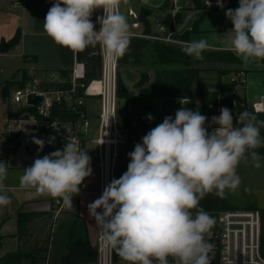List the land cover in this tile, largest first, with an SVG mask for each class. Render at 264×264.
Here are the masks:
<instances>
[{
  "label": "clouds",
  "instance_id": "9594fccd",
  "mask_svg": "<svg viewBox=\"0 0 264 264\" xmlns=\"http://www.w3.org/2000/svg\"><path fill=\"white\" fill-rule=\"evenodd\" d=\"M217 4L224 7L223 0ZM120 5L121 0H54L44 18V31L55 44L74 53L99 45L109 59L118 60L131 43L130 25ZM101 8L104 15L97 17L96 30L90 17ZM225 15L233 25L225 37L230 50L245 63L264 60V0H239L238 8L227 9ZM208 48L201 39L186 42L182 50L203 59ZM207 91L212 94L216 88ZM190 102L179 100L181 105ZM147 119L153 117L149 114ZM211 119L218 127L209 133L208 117L199 110L181 107L174 119L166 116L128 153L127 171L113 178L88 205L106 243L125 264H169V257L175 264H211L214 246L208 241L215 219L199 203L209 193L221 199L226 191L235 194L241 184L239 164L249 156L258 161L256 149L264 147L260 135L264 121L256 115L243 111L236 117L240 126H234L231 110L222 107L220 115ZM33 143L43 150V140L33 138ZM92 171L87 151L67 142L63 150L24 168L20 187L59 198L72 210L73 197L80 194ZM6 179L7 165L0 161V207L12 203Z\"/></svg>",
  "mask_w": 264,
  "mask_h": 264
},
{
  "label": "crops",
  "instance_id": "0c3cea01",
  "mask_svg": "<svg viewBox=\"0 0 264 264\" xmlns=\"http://www.w3.org/2000/svg\"><path fill=\"white\" fill-rule=\"evenodd\" d=\"M5 2V10L0 8V41L2 39H10L16 32L21 31V38L19 43L3 54L4 56L12 58H21L22 69L32 71L38 76H43L47 73H59V71H70L75 62H80L84 65L85 79L94 80L100 76L101 56L100 46L88 47L83 52L74 53L68 48L59 46L44 31V18L52 6L54 0H0ZM179 3L174 2L170 8L156 10L151 9L149 16H157V32L164 36L181 35L185 31H189L194 22L200 17L201 11L193 9L192 5L178 0ZM239 6V0H230L229 5L222 10L208 9L202 16L197 25V31L190 34L187 42L206 40L209 44L207 50H230L228 41L226 40L227 31L233 28L231 21L226 17L225 11L227 9H236ZM158 11L159 13H154ZM148 16V18H149ZM185 45L186 42L180 41ZM240 64H203L204 66H211L210 80L204 84H193L192 94L199 98L194 102V107L199 106L202 96L200 88L203 89L205 100L210 101L214 97V93L207 96V88H217L218 83L235 82V95L239 100H243L248 107H251L260 102H264V66L261 60L252 59L245 63L237 55H235ZM35 57V60L31 59ZM135 64H127L122 66H130ZM205 69H203L204 71ZM151 84V83H150ZM149 84V85H150ZM145 84L139 88L144 87ZM148 87V86H147ZM146 87V88H147ZM135 89V87H134ZM145 90V89H144ZM139 97L141 94H133ZM167 97L160 98L153 102L151 110L146 114V121L144 125L145 134L149 131V120L147 116L152 117L158 114L160 107H163L164 100ZM174 99V98H172ZM124 100L118 99V117L119 105ZM141 101L139 98L137 102ZM4 103V102H3ZM5 104V103H4ZM89 114L93 118L98 112L97 98H89L86 101ZM125 115L131 110L130 104H125ZM181 105V104H180ZM186 107V105H183ZM7 121V118H6ZM8 122V121H7ZM11 122V121H9ZM8 122V123H9ZM12 123V122H11ZM39 135V134H38ZM7 137V143L12 152L10 158L0 161H5L7 165V179L4 183L8 188V196L12 203L5 207H0V235L2 237V246L0 248V256L19 250L24 254H31V257L25 258L21 264H59L61 256L66 253V245L69 239L73 236V222L75 215L78 220L82 222L85 236L93 246L92 240L95 243L96 237V223L89 215L88 205L97 199V185H98V170L95 161L91 157L90 145H86L85 151L91 157L92 175L83 181L84 187L81 188L80 194L73 197L74 207L68 210L64 205L61 212L55 216L53 213L54 205L53 198L48 195H43L36 192L35 189H25L20 187V177L24 174V168L31 166L23 159L17 157V149L23 147L29 155L36 152L37 158H42L47 155L48 149L55 150V143L48 137H41L39 139L44 141L42 151L38 150V145L34 143H27L23 140H15L20 146L14 150L11 138ZM51 141V142H50ZM130 142L121 144L119 150L127 146ZM136 144V143H134ZM53 152V151H52ZM51 153V151H50ZM15 155V157L13 156ZM117 165V164H116ZM255 209H264V206L252 207ZM42 213L41 216L35 217L29 223L30 236L22 245L17 241V214L18 213ZM76 233L78 230L76 229ZM95 246V245H94ZM93 246V247H94Z\"/></svg>",
  "mask_w": 264,
  "mask_h": 264
},
{
  "label": "built area",
  "instance_id": "2783aa9c",
  "mask_svg": "<svg viewBox=\"0 0 264 264\" xmlns=\"http://www.w3.org/2000/svg\"><path fill=\"white\" fill-rule=\"evenodd\" d=\"M230 0H223L224 7L217 4V0H208L203 3L208 9L222 10L229 5ZM120 11V9H119ZM104 15L103 9L93 12L90 19L99 30L100 24L97 17ZM127 15L132 21V27L137 29L140 26L138 11L128 8ZM131 37H146L135 31ZM160 39V38H157ZM161 40L170 41V35ZM101 69L98 79L86 80L84 65L75 62L67 77L59 73H47L43 76H32L23 86L14 89L10 93V103L18 108L32 107L37 116L29 112L24 113L23 118L11 120L12 123H30L33 131L41 137H48L55 143V150H63L67 142L76 143L80 149L85 151L86 145H90L91 157L95 161L98 170L97 198L102 195L106 185L115 178V167L119 156V148L124 143L121 123L118 117V96H117V73L118 60L109 59L100 47ZM69 82V88H46L44 83ZM81 90V94H78ZM39 96L41 101L38 104H30V96ZM89 98H97L98 112L93 118L89 114L86 101ZM189 100L188 98H181ZM180 100V99H179ZM63 103L72 118L63 120L51 118L50 112L53 106ZM252 109L255 112L264 111V102ZM227 107L231 110L233 117L237 115L236 101L232 105H223L221 101L210 110L200 112L208 117L205 127L211 133L218 127L212 123L213 116L220 115V109ZM27 128H21L25 132ZM40 132V133H39ZM84 185H81L83 188ZM54 215L57 216L63 207L59 198H53ZM98 211H100L98 209ZM215 227L211 230L212 237L208 241L213 247L211 264H264V256L260 253V218L258 209H226L215 213ZM95 264H125L121 257L105 241L101 229L96 225L95 237ZM169 264H175L169 257Z\"/></svg>",
  "mask_w": 264,
  "mask_h": 264
},
{
  "label": "trees",
  "instance_id": "16d2710c",
  "mask_svg": "<svg viewBox=\"0 0 264 264\" xmlns=\"http://www.w3.org/2000/svg\"><path fill=\"white\" fill-rule=\"evenodd\" d=\"M193 3V8L200 10L201 14L197 21L194 22L193 27L189 31H185L180 36V41L187 42L188 37L193 32L197 31V25L202 16L207 12L208 8L204 5L203 0H191ZM151 13L150 7H141L138 9V20L143 28L142 35L150 36L151 27L148 20V16ZM21 38V31L16 30L15 34L8 40L2 39L0 41V53H5L15 47ZM183 47L174 48L165 43L159 41H150L146 37H131V43L129 50L126 54L118 59L119 65L127 64H139L141 63L146 49H150L156 61L162 65H172V64H189L192 62L203 63V64H240L239 59L233 55L230 51L224 50H205L202 52L203 59L192 58V56L186 55L183 52ZM35 60V57H31ZM262 66H264V60H261ZM28 70H20V77L14 78V76L5 80L0 84V97L2 101L6 104V118L7 121L14 119H21L24 113L29 112L40 120L41 117L37 116L32 107L13 109L9 103L10 93L21 86H23L30 76L28 75ZM62 77H67L69 71H59ZM137 83V86H142L144 81ZM200 77L198 75V70L192 67L183 68H163L155 72V76L151 84L143 91L142 95L139 97L134 96L132 93L122 90L123 86H118V76H117V96L118 99H123L125 104L131 105V110L126 113L123 122L121 123V129L123 137L127 142L140 143L141 138L145 135V121L146 114L151 110L153 102L160 98H188L191 101L186 105L193 111L199 110L204 112L215 107V98L218 93L226 94L221 99V104L232 105V101H236L237 115L234 118V126H240L236 117L243 111H248L256 115L258 121H264V111L255 112L251 107H248L243 100H239L235 95V82L231 83H218L217 88L212 100L207 101L201 99L199 106L194 107V96L192 94V85L195 83L200 84ZM46 88H69V82L64 83H44ZM78 94H81V90H78ZM138 98L141 100L137 102ZM51 118H60L63 120H69L73 116L70 111H68L63 103L56 104L52 107L50 112ZM261 138H264V127L260 128ZM20 146L19 143H14V150ZM260 156H264V147L256 149ZM199 207L207 212L210 216H215L213 211L226 210V208L218 201L216 198H204ZM255 209V208H249ZM260 218V253L264 256V209H258ZM195 214V210H193ZM42 213H18L17 214V241L19 245H22L29 238V223ZM215 227V226H214ZM213 227V228H214ZM76 229L78 233H76ZM73 236L69 239L66 245V253L61 256L59 264H95V249L88 242L83 224L78 220L75 215L73 222ZM2 237L0 235V248L2 246ZM31 257V254H24L19 250L14 252L6 253L0 256V264H21L25 259Z\"/></svg>",
  "mask_w": 264,
  "mask_h": 264
},
{
  "label": "rangeland",
  "instance_id": "374dc122",
  "mask_svg": "<svg viewBox=\"0 0 264 264\" xmlns=\"http://www.w3.org/2000/svg\"><path fill=\"white\" fill-rule=\"evenodd\" d=\"M204 1V0H203ZM179 3L178 0H166L160 7V9L170 8L172 3ZM184 2L189 3L193 7V3L191 0H184ZM141 7H149L147 6L142 0H128V2L125 4L123 0H121L120 5V12L127 17L128 23L130 25V31L136 32L138 34L143 33L142 25L140 24L139 28L135 29L132 27V21L130 17L127 15L128 8H133L134 10H137ZM0 8L2 10H5V2L0 1ZM151 9L156 10L158 7H151ZM194 9V8H193ZM154 13H159L158 11H154ZM160 15V14H158ZM149 16L148 20L150 23L151 31L150 36H146L147 39L150 41H159L161 43H165L167 45H170L174 48H179L184 46L180 42V36L179 35H173L170 38V41H163L161 40L165 36L163 34L154 33L157 32V21L156 17L159 16ZM160 38V39H157ZM192 58H195L192 56ZM24 65L22 63L21 58H12L8 56H4L3 54H0V84L4 82L5 80L11 79L13 76L14 78L20 77V71L17 72L20 68H22ZM183 67H192L196 70H198V75L200 77V86L201 84H204V82H208L210 80L211 72L210 65L204 66L201 64H198L196 62H192L189 64H172V65H162L159 64L155 57L153 52L150 49H146L144 53V57L139 64L130 65V66H118V86H123L122 90H126L129 93L132 94H141L143 93L144 89H146L147 86L153 81L155 72L157 70L163 69V68H183ZM203 69H205L203 71ZM30 78L32 76H37L36 73L30 71L28 73ZM143 79H147L144 87L139 88L137 86V83H141ZM195 84V83H194ZM135 87V89H134ZM207 93V96H210L208 91H205ZM200 93L202 98L205 100L204 91L202 88H200ZM226 94H220L218 93L215 98V104L218 103V101H221V99ZM10 99V97H9ZM196 100H199V98L194 97V102ZM140 102V101H139ZM193 102V105H194ZM10 103V100H9ZM11 104V103H10ZM200 104V103H198ZM11 107L13 109H16V106L14 104H11ZM184 107L183 105H180L179 99H172L167 98L163 102V107H160L158 114L156 113V116H153V119L149 122V131L154 128L156 125L163 122V119L166 116H172L173 119L175 118V112L179 108ZM125 105L124 102L121 101L119 105V121L120 123L123 122V119L125 117ZM27 128L25 132H21V128ZM40 133V132H39ZM11 138V142H15V140H23L27 143H33V138L39 139V135L37 132L33 131L32 126L30 123H11L6 121V104L3 103L2 98L0 97V159L6 160L10 158V154L14 151L10 150L9 145L7 143V137ZM124 143L126 142V139L123 137ZM35 144V143H34ZM137 144V143H136ZM135 144L130 142L127 146H124L122 150H119V156L117 159V165L115 167V178H120L121 175L127 171V166L130 162V158L128 156V153L134 150ZM47 154L50 153V151H54L53 149H48ZM17 155V153H16ZM15 157V155L13 154ZM260 156V155H259ZM18 157V155H17ZM29 167V166H28ZM237 172L241 178V184L239 186L238 191L235 194L228 193L226 191L225 198L221 199L217 197L214 193H209L206 195L205 198H216L218 201L223 204V206L226 209H249L255 206H264V156H260V159L256 162L252 160V158L249 156L248 160L242 161L238 168ZM203 200V199H202ZM201 200V201H202ZM200 201V203H201ZM199 203V204H200ZM63 209V208H62ZM221 211V210H219ZM218 211H213L215 214ZM212 217V216H211ZM93 246L95 245L94 240H92Z\"/></svg>",
  "mask_w": 264,
  "mask_h": 264
},
{
  "label": "water",
  "instance_id": "95a60500",
  "mask_svg": "<svg viewBox=\"0 0 264 264\" xmlns=\"http://www.w3.org/2000/svg\"><path fill=\"white\" fill-rule=\"evenodd\" d=\"M144 2V0H142ZM166 0H150L149 3H147L146 5L151 7H161V5L165 2ZM41 101V97L39 96H30L28 99V102L30 104H38ZM17 155L19 158L23 159L25 162L29 163V164H33L34 160L37 157L36 152L31 153L30 155L28 153H26V151L24 150L23 147H19L17 149Z\"/></svg>",
  "mask_w": 264,
  "mask_h": 264
}]
</instances>
